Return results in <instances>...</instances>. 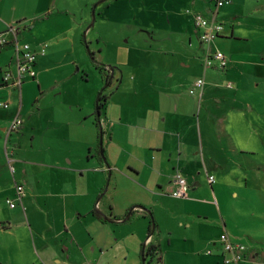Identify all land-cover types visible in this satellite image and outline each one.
<instances>
[{
	"label": "crops",
	"instance_id": "obj_1",
	"mask_svg": "<svg viewBox=\"0 0 264 264\" xmlns=\"http://www.w3.org/2000/svg\"><path fill=\"white\" fill-rule=\"evenodd\" d=\"M47 1L0 0V33L8 41L14 39L9 27L18 24L19 39L27 29L34 31L25 41L33 50L48 44L37 58L35 79L25 80L21 89L6 86L0 76V99L9 104L0 108V138H10L12 158L23 155L15 162L18 185L26 192L17 214L0 213V238L18 246L8 258L14 264H143L145 254L146 264L155 248L152 257H160L162 264H170L169 253L175 254L173 264H187L191 252L198 264H225L221 236L239 241L218 221L216 172L230 159L228 151L218 148V133L231 139L229 126L243 115V93L263 78L264 55L253 34L264 29V0H231L216 14L213 0H168L166 25L182 35L176 44L189 49V55L180 56L188 71L171 67L168 81L159 72L143 79L149 86H118L120 103L116 106L104 96L105 107L99 120L95 113V123L90 122L92 97L85 99L81 87L68 86L75 67L77 74L85 71L78 35L84 24L68 13V26L53 22L40 32L24 24L47 14ZM184 7L185 15L179 11ZM196 13L216 17L224 26L210 45L225 54L223 71L205 68V46L195 40L200 41ZM4 51L7 60L15 55L12 46L0 53ZM5 65L1 61L0 72ZM200 78L206 81L202 98L191 94ZM124 79V72L117 71L110 86ZM17 116L23 126L16 135H28L26 150L17 148L10 132ZM1 152L0 186L5 163ZM177 174L191 188L187 199L171 195ZM208 175L216 179L212 186ZM10 195L16 199V186ZM259 258L249 248L240 264H256Z\"/></svg>",
	"mask_w": 264,
	"mask_h": 264
},
{
	"label": "rangeland",
	"instance_id": "obj_2",
	"mask_svg": "<svg viewBox=\"0 0 264 264\" xmlns=\"http://www.w3.org/2000/svg\"><path fill=\"white\" fill-rule=\"evenodd\" d=\"M101 1L103 0L47 1L43 8L49 10L47 14L24 22L27 27L37 26V30L41 32L53 22L68 26L69 21L65 16L68 13L70 18L84 24V29L78 32V35L80 36L79 48L84 59L82 69L85 71L77 74L79 68L75 67L73 74L70 75L72 83L68 86L81 87L78 91L85 99L92 97L93 115L90 118L92 123L96 121V103L99 93L106 86L105 73H101L98 67L105 65L107 69L115 68L117 71L124 72L123 84L109 86L103 92L110 103L116 106L121 100V95L117 93L120 85L122 88L134 85L139 88L138 83H142L141 86H143L144 82L149 86L143 79L149 78L150 73L155 75L159 72L165 76L163 81H168L173 72L171 67H176L179 72L188 71L183 68L185 61L180 62V56L189 55V49L186 47L187 49L184 50L182 43L181 46L176 44V41L182 40V35L178 36L175 30H169L166 25V22L168 23L166 13L170 6L168 0H107L96 9V21L85 35L87 27L92 23L93 8ZM184 9L179 8V11L185 15L186 8ZM59 11L67 12L58 14ZM33 32L28 29L24 31L20 38L21 42L30 41ZM180 32L184 34L182 30ZM253 37L259 41L258 48L264 55V29L258 30ZM195 40L197 44L200 42L197 37ZM5 52L0 53V63L3 60L7 61L0 76L5 75L9 65L17 74L15 55L13 54L10 60H7ZM83 76H87L88 81H83ZM262 77L259 80V86L255 83L253 86L250 84L243 93L241 98L243 115L230 124L231 139H228L223 131L218 133L220 135V141L217 142L218 148L221 152L228 151L230 159L228 164L221 165L220 171L216 172L217 183L214 186L218 197L217 204L221 210L218 219L221 227L224 228L226 225L227 231L236 240L260 254L259 262L256 264L264 262V75ZM105 102L103 101L104 107ZM3 103L7 102L0 99V108L3 107L1 106ZM27 105L32 108L34 103L27 101ZM34 106L36 107V104ZM96 130L99 134V129ZM18 132H13L12 137L17 139L18 149L21 147L26 150L25 148L29 147L28 135L21 139L16 135ZM11 145L9 137L3 140L0 138L1 154L3 153L5 158L3 185L0 186V213L7 217L14 216L18 213V208L22 207L18 203L17 209L14 210L6 202L8 199L16 201L10 195L14 186L20 184L17 180L19 168L15 160L21 161L23 156L21 152H18V159L12 158L8 148ZM49 183L54 184L53 181ZM14 246L13 240L0 238V255H3L0 258V264H14L11 261L12 257L8 258ZM14 249L17 250L18 246ZM174 255L168 254L170 264H173L175 260ZM159 258L149 256L146 264H162ZM185 260L187 264H198V258L193 255V252Z\"/></svg>",
	"mask_w": 264,
	"mask_h": 264
},
{
	"label": "built area",
	"instance_id": "obj_3",
	"mask_svg": "<svg viewBox=\"0 0 264 264\" xmlns=\"http://www.w3.org/2000/svg\"><path fill=\"white\" fill-rule=\"evenodd\" d=\"M215 2V14L219 9L226 5L231 4V0H213ZM194 24L198 31L200 42L205 46V61L204 65L206 69L218 68L219 70H225L228 62L225 54L219 50H212L210 45L213 41L220 37V34L224 30V26L219 22L216 17H206L203 14H194ZM9 32L14 34V39L8 41L4 33H0V50L12 46L15 52L16 58V70L17 74L10 68L5 71L4 84L9 87L22 88L25 80L28 78L35 79L37 73L35 66L37 58L40 54L44 55L48 44H43L40 51L32 49L31 45L26 42H21L19 39L18 24L9 27ZM206 81L205 78H200L193 84L191 94L198 95L200 98L204 95ZM231 87V85H229ZM3 108H8V103H3ZM23 126V120L17 116L10 126V132H18ZM209 184L212 186L215 184L216 179L213 175H208ZM174 189L171 195L176 199H187L191 188L187 183V180L180 174H177L173 179ZM26 192L23 186L16 185V201L8 199L6 202L12 208H16V205L22 203ZM223 258L225 264H240L247 256L248 246L241 242L232 241L227 234L221 236Z\"/></svg>",
	"mask_w": 264,
	"mask_h": 264
},
{
	"label": "trees",
	"instance_id": "obj_4",
	"mask_svg": "<svg viewBox=\"0 0 264 264\" xmlns=\"http://www.w3.org/2000/svg\"><path fill=\"white\" fill-rule=\"evenodd\" d=\"M85 45H87V43H85ZM88 48V46H87ZM92 55V54H91ZM101 73H105V76H106V86L105 88H103V90L99 93V96H98V99H97V103H96V114H97V119L99 120V117H100V114H101V110L103 109L104 107V104H103V101L105 100L104 98V95H103V92L111 85L112 83V77H109V75L107 74V70H106V66L105 65H102L100 67L97 68ZM111 69H114V68H111ZM155 252H156V249L153 248L149 251V253L147 254V256H154L155 255Z\"/></svg>",
	"mask_w": 264,
	"mask_h": 264
},
{
	"label": "water",
	"instance_id": "obj_5",
	"mask_svg": "<svg viewBox=\"0 0 264 264\" xmlns=\"http://www.w3.org/2000/svg\"><path fill=\"white\" fill-rule=\"evenodd\" d=\"M107 0H103V1H101L100 3H98V4H96L95 6H94V8H93V19H92V23L90 24V26L88 27V29H91L92 27H93V25H94V23H95V21H96V17H95V11H96V9H97V7L98 6H100L101 4H103L104 2H106ZM109 69H111V68H109ZM113 70V69H112ZM106 162V161H105ZM107 163V162H106ZM110 177H111V175H110ZM145 209V208H144ZM146 210V209H145ZM129 218V217H128ZM151 218H152V220L154 221V219H153V217L151 216ZM155 228H156V225H155V223H154V228H153V233H155ZM145 262H146V256H145V254H144V256H143V264H145Z\"/></svg>",
	"mask_w": 264,
	"mask_h": 264
},
{
	"label": "flooded vegetation",
	"instance_id": "obj_6",
	"mask_svg": "<svg viewBox=\"0 0 264 264\" xmlns=\"http://www.w3.org/2000/svg\"><path fill=\"white\" fill-rule=\"evenodd\" d=\"M106 70H107V74L109 75V77H112L113 79H114V77H115V73H117V70H115V68L112 70V69H107L106 68ZM113 79H112V83H113ZM111 83V84H112Z\"/></svg>",
	"mask_w": 264,
	"mask_h": 264
}]
</instances>
